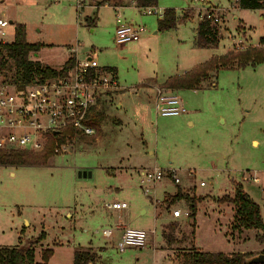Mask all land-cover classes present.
Returning <instances> with one entry per match:
<instances>
[{
  "label": "rangeland",
  "instance_id": "374dc122",
  "mask_svg": "<svg viewBox=\"0 0 264 264\" xmlns=\"http://www.w3.org/2000/svg\"><path fill=\"white\" fill-rule=\"evenodd\" d=\"M100 1L0 3V17L12 23L5 40L12 42L13 24H19L29 43L42 46L32 60L60 70L68 48L77 47L80 58L92 56L100 67L115 69L124 88L101 110L105 118L89 145L76 140L70 153L54 154L44 166L0 167V247L25 249L44 233L34 249L35 262L41 263V253L51 249L48 264H72L78 247L97 252L99 264H177L176 256L193 246L203 252L260 255L263 247L255 243V232L231 235L228 201L233 184L242 185L259 206L264 223V63L219 69L197 91L169 90L161 83L233 48L258 46L264 40V12L241 10L236 0H158V15H145L144 9L129 5L122 18L144 26L145 36L137 44L117 47V11L96 7ZM167 9L177 16L190 10L192 16L176 29L159 32L160 14ZM207 12L218 18L221 39L216 49H197L194 31ZM160 89L176 95L186 113L157 116L154 98ZM141 94L149 108L138 118L131 110L115 109L121 96L135 105ZM153 167L165 172V178L147 185L150 191L144 194L138 171ZM79 171L90 172L91 178H78ZM244 176L258 177L259 183L244 181ZM176 187L198 200L195 229L187 217L172 216L173 210L188 214L183 200L170 204ZM113 203L127 208L108 209ZM125 226L148 231L144 248L118 251L116 233ZM108 229L113 236L105 239L101 233Z\"/></svg>",
  "mask_w": 264,
  "mask_h": 264
},
{
  "label": "built area",
  "instance_id": "2783aa9c",
  "mask_svg": "<svg viewBox=\"0 0 264 264\" xmlns=\"http://www.w3.org/2000/svg\"><path fill=\"white\" fill-rule=\"evenodd\" d=\"M197 2L203 3L204 0ZM144 13L158 15L155 9H144ZM207 17L210 18L209 15ZM213 21L218 23V18L214 17ZM9 25L7 20L0 17L2 44L10 43L5 40V30ZM144 34V26L118 19L113 40L117 47L137 44ZM68 50L74 61L71 69L63 76L35 79L29 83L0 80V151L40 153L53 141L54 154L70 153L73 142L78 141V134L85 137L96 134L91 122L96 120L104 104L121 94L124 88L120 86L116 72L100 67L92 56L80 58L77 47ZM154 111L161 117H176L186 113L182 101L176 95L161 89L155 93ZM68 130L74 132L73 137L65 134ZM60 139H64V142H60ZM172 174L173 182L178 184L179 179L175 173ZM138 175L144 194L150 191L147 185L160 183L165 178V172L156 167L141 169ZM243 180L259 183L258 177L244 176ZM199 185L204 187L205 183L200 182ZM107 208L124 210L127 206L113 203ZM172 216L179 218L187 217L188 214L173 210ZM150 233H154V230ZM101 235L110 239L113 230H103ZM147 238L148 231L125 226L117 242V249L119 252L142 249L146 246Z\"/></svg>",
  "mask_w": 264,
  "mask_h": 264
},
{
  "label": "trees",
  "instance_id": "16d2710c",
  "mask_svg": "<svg viewBox=\"0 0 264 264\" xmlns=\"http://www.w3.org/2000/svg\"><path fill=\"white\" fill-rule=\"evenodd\" d=\"M158 0H101L96 7L107 5L111 8H123L132 3L137 9H152L157 6ZM237 7L241 10L264 12V0H236ZM210 16L208 18L207 16ZM191 12L186 11L177 16L172 9L164 10L161 19L157 23L159 32L176 29L180 22H186L191 17ZM212 13L207 12L198 22L194 31L193 47L197 49H216L221 39L217 22L214 23ZM90 23L89 20H87ZM14 34L10 43H0V80L8 83H29L35 79H49L63 76L73 66V57L70 56L60 70H54L44 66L39 61L32 60V54L40 52V44L29 43L26 39V29L23 25L13 24ZM264 63V40L261 39L256 47H248L245 50L232 49L223 55L212 58L209 62L184 73L180 76L168 78L162 88L182 91H197L201 83L208 79L209 74L219 69H244L248 66H256ZM115 72L114 69H111ZM104 114L99 113L91 125L96 129L92 137L77 135L78 140L89 145L90 140L98 133L99 124L104 120ZM65 134L73 137L74 132L68 130ZM64 142V139H60ZM54 156L53 141L40 153L28 151H0V167H34L46 165L48 159ZM177 194L171 198L170 204L184 201L188 208L187 222L195 229L198 200L188 194H182L176 187ZM232 205V221L230 223L231 235L240 236L244 232H255L254 241L263 247L261 255H264V223L261 219L259 206L244 192L242 185L233 184V197L228 201ZM175 225L169 228L172 232ZM44 233H41L35 241L29 242L25 249L18 247H0V264H48L53 251L47 250L41 253V263L35 262V246L41 242ZM167 243L170 236L163 235ZM254 255L248 253H222L203 252L194 246L176 256L177 264H248L247 259ZM100 257L91 248H76L72 254V264H99ZM264 264V263H261Z\"/></svg>",
  "mask_w": 264,
  "mask_h": 264
},
{
  "label": "crops",
  "instance_id": "0c3cea01",
  "mask_svg": "<svg viewBox=\"0 0 264 264\" xmlns=\"http://www.w3.org/2000/svg\"><path fill=\"white\" fill-rule=\"evenodd\" d=\"M129 5H131V6H133V7H135L132 3H129L127 6H129ZM104 6H107V5H104ZM126 6V7H127ZM108 7V6H107ZM125 7H123V8H116V9H114L115 11H117V15H116V19H115V30H116V27H117V20L118 19H121L122 21H124L125 23H129V22H127L126 20H124L123 18H122V10L124 9ZM135 9H137V8H135ZM137 10H139V9H137ZM156 10V9H155ZM157 11V10H156ZM145 14V13H144ZM162 14V13H161ZM145 15H148V14H145ZM151 15H153V14H151ZM157 15V14H156ZM130 24H133L132 22H130ZM146 31V30H145ZM114 34H115V32H114ZM144 36H145V34H144ZM143 36V37H144ZM142 37V38H143ZM193 38H194V36H193ZM70 48V47H69ZM68 48V49H69ZM86 55H89V54H86ZM69 54H68V58H67V60L69 59ZM66 60V61H67ZM65 61V62H66ZM41 63V62H40ZM42 64V63H41ZM65 64V63H64ZM43 65H45V64H43ZM103 68V67H102ZM108 69H112V68H108ZM115 70V69H114ZM115 72H116V74H117V71L115 70ZM147 81H149V80H147ZM146 81V82H147ZM146 82H144V83H142V84H140V85H138V86H141V85H143V84H145ZM156 83V82H155ZM164 83V82H163ZM163 83H161V84H163ZM143 94H141V97L140 96H138L139 98H136L135 100H134V102H136V104L135 105H133V103H130V102H128V101H124L123 99H122V96L118 99V104H116L115 105V109L116 110H118V111H124V113H129V111L131 110V111H133V114H134V116L133 117H139V115L140 114H142V113H145L146 112V110L149 108V104L147 103V102H145V98H144V96H142ZM112 100H114V99H112ZM138 102V103H137ZM106 104H108V102H106L105 104H104V106H103V109L105 108V106H106ZM137 117V118H138ZM121 121L123 122V120L121 119ZM121 125H123V123L121 124ZM157 219H158V216L157 215H155V220L157 221ZM186 222H187V220H185ZM129 226V225H128ZM117 231H114V234L116 233ZM119 233V234H118ZM120 234H121V232L119 231V232H117L116 233V235L118 236H120ZM148 247V246H147ZM92 249V248H91ZM233 252H235V251H233ZM233 252H229V253H233ZM238 253V252H237Z\"/></svg>",
  "mask_w": 264,
  "mask_h": 264
},
{
  "label": "water",
  "instance_id": "95a60500",
  "mask_svg": "<svg viewBox=\"0 0 264 264\" xmlns=\"http://www.w3.org/2000/svg\"><path fill=\"white\" fill-rule=\"evenodd\" d=\"M10 24H12L10 22ZM78 178H91V173L86 171H79L77 174ZM248 264H261L264 263V255H256L247 259Z\"/></svg>",
  "mask_w": 264,
  "mask_h": 264
}]
</instances>
